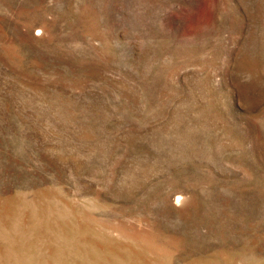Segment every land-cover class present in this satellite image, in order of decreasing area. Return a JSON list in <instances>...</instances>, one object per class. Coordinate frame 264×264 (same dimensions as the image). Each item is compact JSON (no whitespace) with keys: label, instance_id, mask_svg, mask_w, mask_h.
<instances>
[{"label":"rangeland","instance_id":"374dc122","mask_svg":"<svg viewBox=\"0 0 264 264\" xmlns=\"http://www.w3.org/2000/svg\"><path fill=\"white\" fill-rule=\"evenodd\" d=\"M0 264H264V0H0Z\"/></svg>","mask_w":264,"mask_h":264},{"label":"snow or ice","instance_id":"6c2138e0","mask_svg":"<svg viewBox=\"0 0 264 264\" xmlns=\"http://www.w3.org/2000/svg\"><path fill=\"white\" fill-rule=\"evenodd\" d=\"M177 202L179 203V199L177 200Z\"/></svg>","mask_w":264,"mask_h":264}]
</instances>
